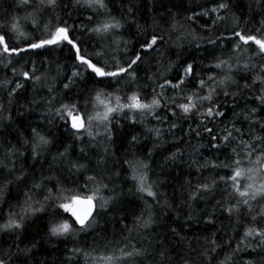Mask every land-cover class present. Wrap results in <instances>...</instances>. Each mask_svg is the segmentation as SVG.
Segmentation results:
<instances>
[{
  "label": "trees",
  "instance_id": "16d2710c",
  "mask_svg": "<svg viewBox=\"0 0 264 264\" xmlns=\"http://www.w3.org/2000/svg\"><path fill=\"white\" fill-rule=\"evenodd\" d=\"M72 2L74 3V0ZM106 2L111 14L124 24L114 38L130 42L129 57L138 52L139 45L145 38L150 39L152 34L165 37L164 42L159 45V51L141 53L144 62L136 68V83L129 84L124 81L116 86L121 88L117 94L123 97L139 85L141 95L146 101L151 100L154 95L151 88L156 87L158 83H164V78L176 83V78L182 75L187 64L193 65V76L186 79L180 89H163L164 96L175 97L176 103H184L186 101L181 97L185 95L197 91L201 95L206 94V91L197 87L198 78L208 75L219 78L223 73L211 66L218 58L228 60L237 55L231 46L235 41L216 39L219 36L232 35V17L240 19V27L245 29V34H249V29L259 28L261 21H264V0H230V11L219 13L226 19L215 25L210 22L215 19V14L197 15L207 8L215 7V0ZM68 3L69 0H58L55 14L64 19L67 18L68 12H71L68 23L77 25L76 35L84 41L82 50L87 49V52L91 53L93 50H100V44L112 43L113 37L100 40L87 31L105 19L103 14L96 16L91 9L85 7L65 9ZM128 8H132L134 15L128 13ZM27 11L31 9L17 8L16 0H0V24L6 23L12 14L22 18ZM52 15L48 13L46 18ZM89 16L92 20L88 19ZM190 16L194 19L188 20L187 17ZM245 21L250 22L245 24ZM21 24L26 36L37 35L30 25L23 24V20ZM173 24H176V29H173ZM209 39L216 40V43L210 44ZM9 43L10 47L27 46L23 38L10 40ZM72 55L68 47H63L52 51L25 52L19 56H0V85L4 81L10 82L9 88L15 83L23 85L11 97L8 95V88L0 86V104L4 106L0 111V117H3L0 118V161L8 168H12L14 162L15 167L11 174L0 168V186L7 184L3 198L0 199V224L5 223L10 210L19 211V205L24 200L23 193L28 192L33 181H39L41 175L59 177L64 188L79 190L86 182L87 176L96 175L97 179H100L119 172V177L104 179V183L108 184L109 188H114L115 192L105 190L102 193L105 197L117 195L118 198L110 203L105 211L94 217L95 224L91 229L80 232L78 226L73 225L76 234L66 238L49 235L52 222L68 218L67 214H61L60 210H54V206L50 205L44 213H39L27 221L25 230L19 235V249L13 246V241L17 240L16 234L0 233V254L11 250L18 257L16 264H97L96 258L100 256L119 255L120 248L127 246L126 251H131L132 246H135L138 249H148L151 255L147 259H125L121 264H205L201 253L209 248L208 241L215 238L218 244L224 246L215 253H209L212 257L210 264H221L225 256L232 252L246 227L264 226V223H256L251 219L264 209V201L252 202L251 212L246 207H242L238 214L233 213L232 216L221 211L217 201L228 206L236 202L235 197L225 192H230L231 189L224 183H219L217 191L203 199H188L189 193L194 191L198 183L218 179L220 176L227 179L231 175L227 168L213 170L203 166L232 163V149L237 148L235 142L222 147L220 151L211 148L210 138L202 132L201 118L196 112L184 116L171 103L164 107L162 101V107L156 112L160 119L152 115L141 117L137 114L136 123H132L123 115L114 116L110 125V140L105 138L103 127L95 125L93 133L100 132L101 135H95L94 139L82 134V139L77 140L71 131H65L64 121L55 115V109L59 108L61 103L87 102V109L81 107L80 111L90 113L93 111L90 100L96 90L115 91L109 81L98 83L89 73H84L82 79H76L69 89H64L63 83H67L65 77L70 76L74 70L75 61ZM247 56L256 57L254 45L247 48L245 58ZM124 58L121 57L122 62ZM252 62L259 64L261 61L255 58ZM33 68L35 72L32 71ZM22 72H28L32 79L25 80L21 76ZM153 74H156L155 83L148 79L153 77ZM241 75L251 76L252 73L234 74L235 79L243 84L245 81L241 79ZM36 76L41 77L40 81L35 80ZM248 82L250 83V80ZM145 85L149 87L145 88ZM160 91L161 89L156 87V92ZM229 91L239 89L230 88ZM49 100L52 101L51 104L48 103ZM213 103L219 104L220 110L225 112V116L217 118L215 124L208 123L214 133L226 126L231 127V122H236L237 127L247 130L248 125L239 122L243 121V116L236 121V114L243 112L247 115L249 108H257L258 115L255 119L264 121V110L259 109L257 103L253 102L251 92H243L237 100L220 95L218 99L214 98ZM208 106L205 103L199 111L203 112ZM172 111L176 112L175 116L171 115ZM173 124L176 125L175 128L171 127ZM32 127H36L53 141L49 151L42 153L36 160L31 157L30 147L23 145V140L31 139ZM157 128L161 130L159 136L155 132H149V129ZM197 129L201 130L199 136L196 135ZM252 131L256 135L264 136V132L258 127H254ZM133 136L137 137V142L132 141ZM13 147L18 148L24 155L10 158L6 156V152ZM65 148L69 149L67 159L53 162L52 157ZM81 148L84 153H81ZM104 148L109 149L107 154L104 153ZM178 151L181 155L175 160L170 159L172 154ZM237 151L241 150L237 148ZM134 157L149 164V181L156 182L154 190L158 193L156 199L159 200V205L152 198L142 197L136 192L134 182L129 178L131 173L123 163ZM235 158L244 161L243 167L249 166L247 158L243 155ZM252 159H255V155ZM69 160L86 164L88 169L80 173H70L66 167ZM97 160H103L104 163L97 165ZM17 176H22L23 179L16 180ZM9 180L12 183H8ZM244 183L242 180V188ZM54 185L55 181H52L47 186L55 192ZM145 201L151 206L155 223L151 229L143 231L137 229L136 220L145 212ZM97 209L99 210V204ZM210 218L213 220L211 224L207 223ZM171 229H176V232L173 233ZM229 239L232 240L231 245H225L224 242ZM158 241L163 242L162 247H158ZM25 248L31 249L27 255L20 251ZM72 249L81 251L74 256ZM161 251L165 253L163 259L158 254ZM255 258L254 255L241 253L236 260Z\"/></svg>",
  "mask_w": 264,
  "mask_h": 264
},
{
  "label": "snow or ice",
  "instance_id": "6c2138e0",
  "mask_svg": "<svg viewBox=\"0 0 264 264\" xmlns=\"http://www.w3.org/2000/svg\"><path fill=\"white\" fill-rule=\"evenodd\" d=\"M111 2V0H109ZM216 6L207 8L203 12L197 14L200 16H209L215 14V19L210 21L215 25L219 21L226 19L221 16V11L228 12L231 9L230 0H215ZM58 6V0H16V7L23 9H31L27 11L21 18L12 14L6 23L0 24V56L12 55L19 56L25 52H35L36 50L52 51L54 49H62L68 47L73 55L72 59L75 61L73 65L74 70L70 76L65 77L67 83H63L64 89H69L70 85L75 83V80L83 78L84 73H89L98 83L110 82L115 91L106 92L103 89L96 90L91 97L90 103L93 109L92 112H81L80 108L87 109L88 103L79 104L78 102L61 103L59 108L55 109V115L64 121L65 131H71L74 139H82V134H86L90 139H94L95 135H101L100 132L93 133V126L103 127L106 139L111 138L110 125L114 116L123 115L125 119L136 123L135 116L139 114L141 117L152 115L154 118L160 119L156 116L158 109L163 106L167 107L171 103L176 109L187 116L193 112L198 113L203 125L202 132L207 134L209 139V146L216 151H220L222 147H227L229 144L235 142L237 148L232 149V163L230 164H207L203 167L210 169L227 168L230 170L231 175L225 179L220 176L218 179H211L195 186L194 191L189 193V200L203 199L207 195L213 194L217 191V185L224 183L230 186L231 191L225 192L236 198V202L228 206L217 201L221 211L226 212L229 216L233 213H239L242 207H246L249 212L252 211V202L264 201V136L256 135L252 129L254 127L260 128L264 132V121L255 119L258 115L257 108L247 109V115L244 113L236 114V121L243 116L241 123L248 125L247 130L243 127H237L236 122H231V127H224L214 133L212 127H208V123L215 124L217 118L225 116V112L220 110L219 104H214L213 100L218 99L220 95L225 98L231 97L232 100L241 98L243 92H251L253 95V102L257 103L258 108L264 110V21H261L259 28L249 29L245 34V29L241 28V21L238 17L233 16V27L231 29V36H219L217 40H228L232 43V50L237 53L235 57H230L228 60L219 59L214 63L211 68L219 70L223 75L219 78L215 75H208L205 78H198L197 87L200 90L206 91V94L201 95L199 91L193 92L189 95L181 97L184 103H176L175 97H165L163 89L172 88L180 89L185 80L193 76V65L187 64L183 69L181 76L176 78V83L164 78V83L156 84L160 88V92H156V87H152L151 91L154 93L151 100L146 101L141 95L140 86L137 85L135 90H131L130 94L125 93L122 97L117 93L121 88L116 87L122 82L127 81L129 84H135L137 81L136 68L144 62L143 54H148L153 51H159V45L164 42L165 37L161 34H152L150 39L145 38L143 43L139 45V51L134 52L132 56H128L129 41H120L115 39L117 34L124 24L121 20L117 19L111 14L106 0H69L65 5V9L71 7H85L91 9L93 14L99 16L104 15L105 19L100 20L95 26L88 28L87 31L93 36L98 37L100 40H105L108 37H113L112 43L100 44V50H93L91 53L87 49L81 48L84 41L76 35L78 27L75 24H69L68 20L71 19V12H68L67 18L62 19L59 15L55 14ZM48 13L53 15L49 18ZM128 13L134 15L132 8H128ZM92 20V17H88ZM188 20H193L194 17H187ZM21 20L23 24L30 25L34 32L37 33L34 37L26 36L22 30ZM53 20L55 23H53ZM250 21H245L247 24ZM83 27L82 25L80 26ZM176 29V24L172 25ZM255 34H251V33ZM23 38L27 42L26 47H10V40H18ZM210 44H215L216 40L209 39ZM255 46L256 57L247 56V48ZM125 57L123 62L121 57ZM111 58L110 60L108 58ZM255 58L260 59V63H253ZM95 61V62H94ZM171 65H169V69ZM35 72V69H32ZM242 73H252L251 76L241 75V79L245 82L240 84L234 77V74L240 75ZM163 76V73L160 74ZM21 76L25 79H32L28 72H22ZM156 74L148 79L153 80L155 83ZM41 77L36 76L35 80L40 81ZM250 80V83L248 82ZM9 81H4L3 87L8 88L9 97L13 96L18 89L23 87L20 83H15L13 87H8ZM149 87L148 85L144 86ZM230 88L239 89V91H229ZM51 91V89H49ZM258 93V94H257ZM55 99V97H53ZM11 102V101H9ZM51 100L48 101L51 104ZM205 103L209 106L200 112L199 108ZM4 108L0 104V111ZM172 116L176 115L175 111L171 112ZM3 118V117H0ZM175 128L176 125H171ZM149 132H155L157 136L161 134V130L149 129ZM222 134H219L221 133ZM196 135H201V130H196ZM31 139L23 140V145H28L31 151V157L36 160L42 153L49 151L53 141L49 137L39 131L36 127L30 129ZM248 137V139H244ZM133 142H137V137H132ZM68 148L64 151L58 152L56 156L52 157L53 162L64 161L67 159ZM84 153V149H80ZM104 153L109 152L108 148L103 149ZM15 155L23 156L24 153L20 152L18 148H11L6 152L9 158ZM150 155V153H149ZM181 153L178 151L173 153L170 159H177ZM243 155L247 158L248 167H243L244 161L235 158ZM255 155V159H252ZM11 162V161H10ZM91 162V161H90ZM12 168H8L3 161H0V168L6 169L9 174L15 171L14 162ZM97 165L103 164V160H97ZM127 165V170L131 173L129 177L135 185V190L141 196L152 198L157 205V191L154 190L156 182L149 181V164L143 159L133 158L123 162ZM51 167V166H50ZM66 167L70 173H80L88 169V165L77 163L74 161H67ZM119 172L113 173L107 177L97 179L96 175L86 177V182L80 186V189H66L61 185L59 177L56 176H43L39 181H33L30 190L24 192V200L19 205V211L10 210L5 223L0 224V233L16 234L17 240L13 241V246L19 249V235L25 230L27 221L32 217L37 216L39 213H44L51 205L54 210H60L61 214H67L68 218L58 222H52L49 226V235L51 237L61 238L68 237L76 234V229L73 225H77L80 232H87L95 224L94 217L107 209V206L115 202L118 198L117 195H110L105 197L102 193L106 190L108 192H115L114 188H109L108 184L104 183V179L111 180L113 176L119 177ZM16 180H22V176L15 177ZM245 181L243 188L241 181ZM55 181V192L53 188L48 187V183ZM8 183H12L11 180ZM92 185V187H89ZM7 188V184L0 186V199ZM65 193H68L67 195ZM99 204V210L97 209ZM167 204V201H165ZM146 209L136 220V227L138 230H149L153 227L155 220L151 212V206L145 201ZM191 219V217H189ZM253 222L264 223V209H261L257 216L251 217ZM207 223H213L210 218ZM173 233L176 229H171ZM232 240H226L225 245L230 246ZM158 247L163 246L162 241L157 242ZM209 248L206 249L201 255L204 258L205 264H210L211 256L209 253H215L217 249L222 248L224 245L218 244L215 238L208 241ZM125 248L119 249V255H105L96 258L97 264H121V261L129 258H142L147 259L151 253L145 248H136L132 246L131 251H126ZM25 255L31 251L30 248L21 249ZM72 255H77L81 250L72 249ZM241 253L254 255L256 258L251 260L241 259L236 260L237 256ZM163 259L165 253L163 251L158 253ZM16 254L11 250L0 254V264H16ZM221 264H264V226L262 227H246L241 235V238L236 242L232 252L225 256Z\"/></svg>",
  "mask_w": 264,
  "mask_h": 264
}]
</instances>
